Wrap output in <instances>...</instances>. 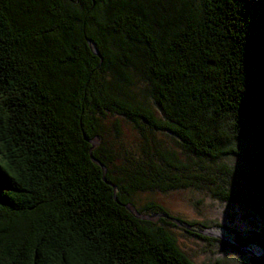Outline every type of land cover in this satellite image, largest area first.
Segmentation results:
<instances>
[{"label": "trees", "instance_id": "16d2710c", "mask_svg": "<svg viewBox=\"0 0 264 264\" xmlns=\"http://www.w3.org/2000/svg\"><path fill=\"white\" fill-rule=\"evenodd\" d=\"M194 190L264 220V0H0V264H197L173 230L264 264V231L136 202Z\"/></svg>", "mask_w": 264, "mask_h": 264}, {"label": "rangeland", "instance_id": "374dc122", "mask_svg": "<svg viewBox=\"0 0 264 264\" xmlns=\"http://www.w3.org/2000/svg\"><path fill=\"white\" fill-rule=\"evenodd\" d=\"M141 88L142 86L138 84L130 90L134 91L138 98L144 100ZM116 120L110 116L102 119L103 131L105 132L102 145L107 151L110 150L115 155L117 164H122L124 158L128 156L127 154L137 153L141 135L137 128L123 120H120L122 131L119 134L120 132L113 125ZM157 137L163 141L166 147L177 149L173 138L161 134H158ZM151 201L163 206L175 217L189 221H217L222 227L237 231L241 235L264 231V220L245 207L221 203L195 190L168 194L147 192L139 195L138 200H136L137 204L141 206ZM173 232L178 238L181 249L197 264H244L245 262L234 252H223L211 243L186 238L178 230H173ZM208 233L231 240V234L221 229H212ZM250 251L255 255H260V251L255 248L250 249Z\"/></svg>", "mask_w": 264, "mask_h": 264}, {"label": "water", "instance_id": "95a60500", "mask_svg": "<svg viewBox=\"0 0 264 264\" xmlns=\"http://www.w3.org/2000/svg\"><path fill=\"white\" fill-rule=\"evenodd\" d=\"M128 210L135 214L137 216V218L139 219H142V220H149V221H153V220H157L159 218H168L169 219V216H156V217H142L138 214V212L134 209V207L132 206H127ZM170 220L173 222V224L181 227V228H184L186 230H191L190 228L184 226L180 220H177V219H174V218H170ZM205 236H208V237H213V238H217V239H220L222 240L224 243L226 244H229L230 246H235L237 248H239L233 241L227 239V238H222L220 236H217V235H213V234H210L208 232H205L203 233ZM240 249V248H239ZM243 250V252H246L247 254H249L250 256H255L251 251H247V250H244V249H241Z\"/></svg>", "mask_w": 264, "mask_h": 264}]
</instances>
